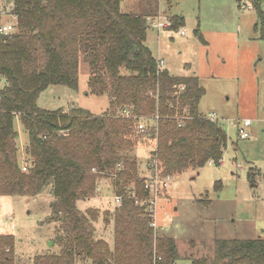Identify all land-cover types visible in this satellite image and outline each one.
<instances>
[{
	"label": "trees",
	"instance_id": "obj_1",
	"mask_svg": "<svg viewBox=\"0 0 264 264\" xmlns=\"http://www.w3.org/2000/svg\"><path fill=\"white\" fill-rule=\"evenodd\" d=\"M16 29L0 34V193L37 194L53 181V213L59 222L57 254L37 255L33 264H180L177 241L150 225L146 175L133 146L131 130L147 117L155 140L149 170L162 177L221 164L229 136L219 120L199 110L205 89L194 75L159 68L147 45L150 18L159 0H140L141 11L126 12L122 0H12ZM264 39V11L255 0ZM183 23L174 16L172 25ZM82 64L89 94L107 95L105 113L82 107L44 109L38 105L50 85L78 89ZM131 108L137 117L121 116ZM20 118L28 134L27 169L18 157ZM95 169V170H94ZM110 178L123 197L113 212L115 243L95 238L98 211L77 202L93 197ZM15 237L0 234V264H15ZM191 264H264V237L215 238L212 255L190 257Z\"/></svg>",
	"mask_w": 264,
	"mask_h": 264
},
{
	"label": "rangeland",
	"instance_id": "obj_2",
	"mask_svg": "<svg viewBox=\"0 0 264 264\" xmlns=\"http://www.w3.org/2000/svg\"><path fill=\"white\" fill-rule=\"evenodd\" d=\"M159 1L153 20L163 16L172 22L177 16L183 23L166 28L151 25L147 45L171 74L200 78L205 94L199 110L208 116L216 114L229 136L223 164L207 163L199 170L172 174L157 201L156 220L162 228L157 224L156 231L174 237L184 258L180 264H190L186 258L213 254L215 238L264 237V39L260 38V25L256 29L255 0ZM258 1L264 11V0ZM0 4V24L16 26L12 0H0ZM121 5L126 12L141 11L140 0H122ZM88 79L82 64L77 90L50 85L41 92L38 105L50 110L82 107L93 114L105 113L109 98L89 94ZM247 119L251 133L242 139L238 124ZM15 127L19 162L23 164L29 161V137L20 118H16ZM144 137L132 129L127 138L133 146L125 145L123 151L137 158L140 175L149 178L146 164L155 140L146 137L142 142ZM54 200L53 181L35 195L0 193V232L15 235V264H33L37 255L60 252L59 222L51 220ZM113 202L111 197L106 204L113 207ZM93 205L89 208L104 218L96 203ZM104 226L108 228L106 222ZM101 229L95 233L96 240L103 239ZM80 264L90 263L82 260Z\"/></svg>",
	"mask_w": 264,
	"mask_h": 264
},
{
	"label": "built area",
	"instance_id": "obj_3",
	"mask_svg": "<svg viewBox=\"0 0 264 264\" xmlns=\"http://www.w3.org/2000/svg\"><path fill=\"white\" fill-rule=\"evenodd\" d=\"M1 5V4H0ZM157 17V16H156ZM154 18H150V25L158 28H166L167 26H170L172 24L171 19L166 18V17H158L155 20ZM16 29V26L13 24H0V34H9L13 32ZM185 31H182V34H184ZM159 68L163 69L164 68V62L159 61ZM121 116L128 118V119H134L137 118L131 108H126L122 111ZM208 116V115H207ZM212 120L217 121L218 118L216 114H211L209 116ZM137 129L138 131L146 137H149V135L152 133L155 127L152 125H149L147 122V117L141 116L137 118ZM250 126H251V121L249 119L245 120L243 124H238V132L239 135L242 139H247L250 136ZM210 163H213L210 161ZM224 163V158L221 160V164ZM23 169H27V162L24 161V166ZM95 170V169H94ZM172 174H167L166 176L162 177L159 173L158 165L155 166V170L153 174L149 177V179L146 180V187L150 190V197L148 200V213L151 218L150 225L156 230L157 227V220H156V205L157 201L160 198V192L164 189L167 188L170 184V181L173 179ZM115 203L117 206L122 205L123 197L120 195H115L114 196Z\"/></svg>",
	"mask_w": 264,
	"mask_h": 264
},
{
	"label": "crops",
	"instance_id": "obj_4",
	"mask_svg": "<svg viewBox=\"0 0 264 264\" xmlns=\"http://www.w3.org/2000/svg\"><path fill=\"white\" fill-rule=\"evenodd\" d=\"M144 140H145V138L142 139V142ZM146 165H147L146 167H148V169H149V160L147 161ZM108 180H109V182H107ZM114 196H115V192H114L113 182L110 178H106V179L100 180L98 192L93 197L85 198L83 200L81 199L83 201L82 206H80L81 200H79L77 202L78 208L82 211L87 210L89 207L94 206L93 205L94 203H96V206H97L96 208L100 209L101 213L105 214V215L103 214V216H105L104 218H102V215H98V219L95 222V227H96L95 233L99 232V229L102 228L101 232H100V237L103 238V240H105L108 243L110 248H113L114 243H115V224H114V219H113V212H114L117 205L115 203V199L113 202V207H111V206L108 207L106 202L108 203V199L111 197L114 198ZM105 222H106V225L108 226V228L106 226H104ZM158 224L161 227L160 223H158ZM102 231H104V234L102 233ZM0 234H12V235H14L13 233H1V232H0ZM95 236H96V234H95ZM14 237H15V235H14ZM182 259H184V258H182ZM186 260H189L188 262H190V264H191L192 259L186 258ZM80 261L78 264H80ZM89 263L92 264V262L90 260H89ZM179 263H180V261H179Z\"/></svg>",
	"mask_w": 264,
	"mask_h": 264
}]
</instances>
